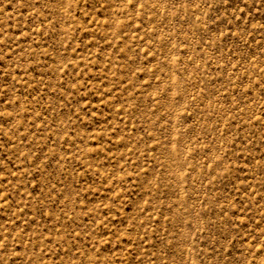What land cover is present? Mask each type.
Segmentation results:
<instances>
[{
	"label": "rangeland",
	"instance_id": "obj_1",
	"mask_svg": "<svg viewBox=\"0 0 264 264\" xmlns=\"http://www.w3.org/2000/svg\"><path fill=\"white\" fill-rule=\"evenodd\" d=\"M0 264H264V0H0Z\"/></svg>",
	"mask_w": 264,
	"mask_h": 264
}]
</instances>
